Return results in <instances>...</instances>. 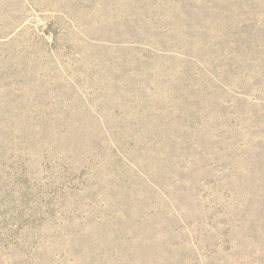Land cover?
<instances>
[{
  "label": "rangeland",
  "instance_id": "obj_1",
  "mask_svg": "<svg viewBox=\"0 0 264 264\" xmlns=\"http://www.w3.org/2000/svg\"><path fill=\"white\" fill-rule=\"evenodd\" d=\"M130 3L0 0V264H264V9L216 40L223 77L184 50L134 60ZM162 134L222 142L216 164L166 187Z\"/></svg>",
  "mask_w": 264,
  "mask_h": 264
},
{
  "label": "trees",
  "instance_id": "obj_2",
  "mask_svg": "<svg viewBox=\"0 0 264 264\" xmlns=\"http://www.w3.org/2000/svg\"><path fill=\"white\" fill-rule=\"evenodd\" d=\"M260 9H264V0H131L130 5L125 6L126 12H122L118 17L127 23L132 21L126 32L135 44L132 49L135 55L134 60L139 57L138 46L141 43H144L146 48H151L157 60L174 59L173 56L176 53L180 54L184 50L187 52L188 61L183 63L188 70L193 65L192 61L194 64H199L200 68L201 66L205 67L206 65L201 64L203 61L214 69L217 67L218 75L223 74L224 77L227 73L232 76L235 73L227 69L230 60L223 52L218 51L220 49L216 40L219 39L222 46L225 47L227 42L237 35H233V32L226 25L232 20L242 18L245 13ZM211 49L218 52L207 55ZM89 60H92L91 56ZM136 66L142 75L133 81L134 86L131 89L133 93L141 91V78L146 77L143 73L148 70V65L140 58H137ZM17 71V68H14L13 74L15 75ZM4 72L0 62V74L3 76ZM207 76H209V80L213 77L212 73H208ZM129 82L131 81L129 80ZM119 100L126 101L128 104L127 92L122 94ZM172 135L162 134L157 138L147 137L144 144H147L148 155L154 156L156 147L153 142L156 141L158 145H163L166 142V149L163 154L165 157L164 184L167 187V181H174L178 185L188 187L191 185L193 173L199 171L200 165L202 169L211 171V167L216 164L213 150H218L222 142L216 146L210 145L209 148L203 150L200 135L195 137L192 134H184L181 135L182 137ZM179 140H181L180 144L177 143ZM98 141L92 142L96 145L91 146L89 152L96 159H103V156L107 158L109 149L114 148L105 145L107 142L104 139L105 142H102V147L104 145L106 150L102 149L101 142ZM120 142L122 143L123 140ZM122 144L126 148V143ZM149 158L154 167L155 160ZM175 159H180V162L174 163ZM171 160L175 165L173 167L168 165ZM153 173L155 174L154 171ZM150 201L153 202L152 207L159 205L155 204L156 200L154 202L153 199H150ZM165 203L169 205L168 202L161 199L160 204L164 205ZM181 210L184 209L181 208Z\"/></svg>",
  "mask_w": 264,
  "mask_h": 264
}]
</instances>
